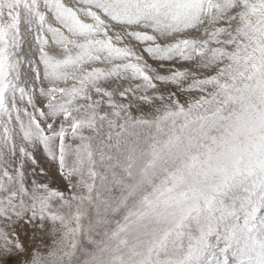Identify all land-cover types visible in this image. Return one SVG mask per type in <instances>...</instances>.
Segmentation results:
<instances>
[{"label": "snow or ice", "instance_id": "obj_1", "mask_svg": "<svg viewBox=\"0 0 264 264\" xmlns=\"http://www.w3.org/2000/svg\"><path fill=\"white\" fill-rule=\"evenodd\" d=\"M0 264H264V0H0Z\"/></svg>", "mask_w": 264, "mask_h": 264}]
</instances>
